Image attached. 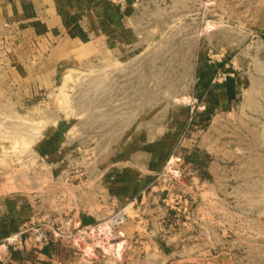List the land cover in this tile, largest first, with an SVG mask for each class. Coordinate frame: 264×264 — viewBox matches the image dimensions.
I'll list each match as a JSON object with an SVG mask.
<instances>
[{
  "label": "rangeland",
  "instance_id": "obj_1",
  "mask_svg": "<svg viewBox=\"0 0 264 264\" xmlns=\"http://www.w3.org/2000/svg\"><path fill=\"white\" fill-rule=\"evenodd\" d=\"M119 9L61 60L0 13V264H264V0Z\"/></svg>",
  "mask_w": 264,
  "mask_h": 264
},
{
  "label": "crops",
  "instance_id": "obj_2",
  "mask_svg": "<svg viewBox=\"0 0 264 264\" xmlns=\"http://www.w3.org/2000/svg\"><path fill=\"white\" fill-rule=\"evenodd\" d=\"M14 6L22 14H35L33 19L40 23L43 36L52 37V54L58 60L71 56L72 45L86 47L98 39H108L111 31L123 30L126 23L123 11L105 0H0V13H4L5 19L16 17L12 14ZM72 14L81 16L74 23L75 28H72ZM94 19L98 23L95 26ZM81 23L84 27L80 29ZM81 30L84 41L80 38Z\"/></svg>",
  "mask_w": 264,
  "mask_h": 264
},
{
  "label": "built area",
  "instance_id": "obj_3",
  "mask_svg": "<svg viewBox=\"0 0 264 264\" xmlns=\"http://www.w3.org/2000/svg\"><path fill=\"white\" fill-rule=\"evenodd\" d=\"M113 4L119 6V8H123L126 5V0H110ZM114 223L115 224H120L123 222V220L125 219L124 217V212L120 211L116 214L115 218H114Z\"/></svg>",
  "mask_w": 264,
  "mask_h": 264
},
{
  "label": "bare ground",
  "instance_id": "obj_4",
  "mask_svg": "<svg viewBox=\"0 0 264 264\" xmlns=\"http://www.w3.org/2000/svg\"><path fill=\"white\" fill-rule=\"evenodd\" d=\"M106 236V235H105Z\"/></svg>",
  "mask_w": 264,
  "mask_h": 264
}]
</instances>
